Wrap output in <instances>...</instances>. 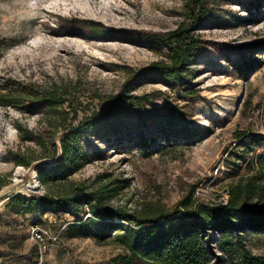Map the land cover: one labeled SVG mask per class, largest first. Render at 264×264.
<instances>
[{
    "label": "rangeland",
    "instance_id": "obj_1",
    "mask_svg": "<svg viewBox=\"0 0 264 264\" xmlns=\"http://www.w3.org/2000/svg\"><path fill=\"white\" fill-rule=\"evenodd\" d=\"M189 1L0 0V39L7 44L0 51L1 185L11 182L19 167L30 176L29 165L18 160L54 159L64 130L104 112L130 72L167 60L169 49L148 39L181 23L189 27ZM202 5L206 20L190 30L200 53L185 79L196 94L161 81L142 82L133 90L135 104L123 115L119 131L80 137L89 155L80 168L65 179H38L39 187L24 193L61 196L74 188L103 187L96 199L105 205L139 214L183 213L197 200L218 199L252 175L247 165L264 152V0H205ZM245 56L259 59L250 71L237 66ZM52 87L64 94L57 113L39 98L33 103L18 98ZM14 93L19 103L6 102ZM174 107L186 117L173 113ZM163 129L174 135L168 140L160 134ZM246 129L252 135L240 138ZM186 132L190 137L177 135ZM126 133L129 138L117 140ZM143 136L150 150L141 148ZM7 203L0 210V264H113L112 258L124 251L115 230L101 240L80 232L70 236L65 228L56 240L31 237L30 223L56 234L77 217L85 218L87 208L78 214L74 209L21 214ZM211 237L217 234L205 236L208 264L215 255L220 264L235 262L242 245L264 255V232L245 231L223 244Z\"/></svg>",
    "mask_w": 264,
    "mask_h": 264
},
{
    "label": "trees",
    "instance_id": "obj_2",
    "mask_svg": "<svg viewBox=\"0 0 264 264\" xmlns=\"http://www.w3.org/2000/svg\"><path fill=\"white\" fill-rule=\"evenodd\" d=\"M205 0H190L188 14L190 25L179 24L176 28L154 33L148 41L154 45L165 46L169 49L167 60H156L140 71L130 72L123 90L114 95L108 108L99 114H90L79 119L72 128H66L58 137L59 145L55 147V155L60 149V157L56 163L37 167L38 179L41 183L65 179L80 168L89 158L84 150L80 137L93 131L104 136L110 131L117 132L123 125V115L135 104L133 90L144 81H161L167 86H176L188 95L196 94V89L188 86L186 81L191 65L199 56V42L190 33L191 29L201 28L206 20L207 10L203 7ZM4 39H0V51L6 47ZM259 62L258 58L243 57L238 63L241 71H250ZM31 94H35V97ZM63 94L58 87L37 91L18 97L21 101L35 102L48 105L52 113H57L63 103ZM15 93L8 99L13 101ZM64 95V94H63ZM20 101V102H21ZM178 112L186 117L183 110L174 107L173 113ZM31 134V131H29ZM123 134V133H120ZM169 140L174 133L163 129ZM190 137L191 133L177 134ZM249 129L238 133L241 137H250ZM30 137V135H27ZM129 138V134L119 135L118 141ZM143 150H150L146 137L140 139ZM18 163L30 165L28 160L21 159ZM252 175L244 181L228 188L226 204L211 206L202 202H194L192 207L182 213L181 209L171 211L149 210L142 214L124 207L105 205L96 199L104 192L103 187L94 191L74 188L69 194L54 196L50 194L37 195L17 194L8 201L14 213H66L74 209L77 214L87 208L90 216L77 217L75 221L64 228L70 236L79 232L96 240L106 237L110 230L119 231L115 239L122 246L123 252L112 258L113 264H208V242L206 235L210 232L217 234L218 242L235 235L241 237L243 232H264V152L256 154L253 161L247 165ZM0 179V187H1ZM33 224H38L32 222ZM92 227L87 229V227ZM220 256L215 255L211 264H220ZM231 264H264V255L249 252L244 245L239 258Z\"/></svg>",
    "mask_w": 264,
    "mask_h": 264
},
{
    "label": "water",
    "instance_id": "obj_3",
    "mask_svg": "<svg viewBox=\"0 0 264 264\" xmlns=\"http://www.w3.org/2000/svg\"><path fill=\"white\" fill-rule=\"evenodd\" d=\"M60 157V149L58 150V154L56 157L52 160H46V161H36L34 163H31L29 165V170L31 171L29 173V177H27V173L23 171L20 180L15 181L14 179L1 186L0 187V210L3 205H5L12 197H14L17 194H30V193H24L23 190L27 189L25 188V185L27 183H32L34 179L38 181V174H37V167L45 164H53L56 163L59 160ZM30 190V189H29Z\"/></svg>",
    "mask_w": 264,
    "mask_h": 264
},
{
    "label": "built area",
    "instance_id": "obj_4",
    "mask_svg": "<svg viewBox=\"0 0 264 264\" xmlns=\"http://www.w3.org/2000/svg\"><path fill=\"white\" fill-rule=\"evenodd\" d=\"M215 171H218V167L215 168ZM199 194H202L200 192V190H198ZM228 189L225 190V192L223 193V195L221 197H219L218 199H214L213 201H209V200H206V199H199L197 200V202H202V203H205V204H208V205H211V206H217V205H220V204H226L227 201H228ZM86 216H90L89 213H86ZM54 222L55 219L53 220ZM65 225L62 226L58 232L56 234L52 233L50 228L48 227H45V226H42L40 224H33V223H30L29 225V230H30V234H31V237L34 238L36 241H42L43 239H51V240H56L57 237H58V233H60L62 231V229H64ZM41 250V248H40Z\"/></svg>",
    "mask_w": 264,
    "mask_h": 264
},
{
    "label": "bare ground",
    "instance_id": "obj_5",
    "mask_svg": "<svg viewBox=\"0 0 264 264\" xmlns=\"http://www.w3.org/2000/svg\"><path fill=\"white\" fill-rule=\"evenodd\" d=\"M23 171H24V169L22 167H21V169L19 167L17 170H15V172H14L15 173V177H14L15 181L20 180V177H21ZM38 187H39V182L36 179H34V181L32 183H27L25 185V188L30 189V190L37 189Z\"/></svg>",
    "mask_w": 264,
    "mask_h": 264
}]
</instances>
